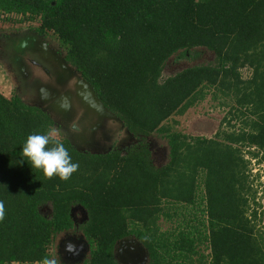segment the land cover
Returning a JSON list of instances; mask_svg holds the SVG:
<instances>
[{"label":"trees","instance_id":"obj_1","mask_svg":"<svg viewBox=\"0 0 264 264\" xmlns=\"http://www.w3.org/2000/svg\"><path fill=\"white\" fill-rule=\"evenodd\" d=\"M4 22L56 41L142 140L126 154L79 153L48 115L0 92V264L53 258L76 205L88 213L90 264H118L115 245L132 236L149 264H264V208L250 169L264 164V0H0ZM199 50L214 61L163 76L170 58ZM209 96L229 108L214 138L168 124ZM45 132L79 164L67 181L20 163L25 138ZM156 133L170 150L161 168L144 142ZM46 205L51 219L40 213Z\"/></svg>","mask_w":264,"mask_h":264},{"label":"water","instance_id":"obj_2","mask_svg":"<svg viewBox=\"0 0 264 264\" xmlns=\"http://www.w3.org/2000/svg\"><path fill=\"white\" fill-rule=\"evenodd\" d=\"M9 49L7 48L5 60L8 68H10L14 81L19 84L16 90V96L27 106L37 108L50 117L55 125L66 126L75 120L79 111H83L78 126H73L74 133H67V140L72 147L79 153L91 154L95 156L106 155L111 150L107 143L111 141L109 137V129L106 127L107 122H113L124 130L129 140L139 142L127 128L124 127L122 121L109 109L105 107L97 96L92 86L83 78L82 74L73 69L66 61L65 52L60 55L52 44L43 37L35 35H25L22 38L14 40ZM29 53L37 59L35 64L48 66L54 74L61 68L62 72H67V81L64 84L75 80L74 89L69 92L58 90L62 88L63 82H59L58 86H52L45 83L29 81L30 73L21 56ZM21 90V91H20ZM32 92L34 99H23L25 92ZM63 103L67 107H61ZM81 125V127H80ZM151 159L154 153L149 150ZM170 156V150L168 158ZM169 163V159L164 165H156L161 168ZM50 211L52 207L48 205ZM47 208V207H46ZM42 214V213H41ZM43 215V214H42ZM114 257L118 264H149L150 256L148 250L135 237L125 238L117 242L114 248Z\"/></svg>","mask_w":264,"mask_h":264},{"label":"flooded vegetation","instance_id":"obj_3","mask_svg":"<svg viewBox=\"0 0 264 264\" xmlns=\"http://www.w3.org/2000/svg\"><path fill=\"white\" fill-rule=\"evenodd\" d=\"M35 34L43 37L44 40L48 42V45L52 44L57 53L63 55L62 53L64 52L59 48V46H55L51 38L40 35L33 29L22 28L19 30L17 28H14L11 23H0V70L4 72L6 78L12 83L14 92H16L19 84L14 81V76L10 68H8L7 66V62L5 60V57L7 56L5 55L6 50L11 46L9 44H13L15 38L17 40L24 37L25 35ZM21 57L28 68V72L30 73L31 78L29 79V81L31 83H35L38 81L40 83H45L56 87L58 86L59 82H63L64 80L67 81L69 75L67 76L66 71L62 72L61 68L54 74V71L52 72V70L48 66H40L38 64L34 65L33 63H36L35 61H37V59L29 55V53ZM191 57L194 58L195 55H187V57L183 59H180L177 55L170 58L163 70V76L167 78L175 76L176 74L181 73L189 67H192L186 66V62L189 61L188 59H193ZM173 63L175 64L174 69L172 65ZM199 64L202 63H195L193 66ZM72 68L75 69L74 67ZM170 70L178 71L172 72ZM75 84V80H71L68 84H64L63 82L62 88L57 89L60 91L63 90L64 92H69L74 89ZM23 99L33 100L34 96L32 92L27 91L23 95ZM82 113L83 111H79L75 120H73L71 123H67L65 127H63L62 125H55L56 130H58L67 139L68 132L74 133L73 126L79 127L78 121L80 120ZM105 126L109 129V137L111 136V141L107 143V146L111 148L109 153L120 151L123 152V154H126L142 140V138H139V142H131L129 140V136L126 135L125 131L121 130L120 126L113 122H107ZM144 142H147V138L146 140H144ZM43 209H47L46 212H43ZM40 213H42L49 219L52 218V211H50V208L47 205L43 206V208L40 209ZM70 219L71 226L68 229L56 234L54 237L50 250L52 257L57 260V264H90L92 258V244L84 232V228L88 221V213L82 206L76 205L71 207L70 209ZM68 241H72L77 245V250L75 253H68L64 251V245Z\"/></svg>","mask_w":264,"mask_h":264},{"label":"rangeland","instance_id":"obj_4","mask_svg":"<svg viewBox=\"0 0 264 264\" xmlns=\"http://www.w3.org/2000/svg\"><path fill=\"white\" fill-rule=\"evenodd\" d=\"M52 42L55 46H59L56 41L52 40ZM198 52L200 53H196L197 55L192 53L195 57H191L193 59H188L189 61L186 62V66H193L195 63L213 62L214 55L212 53L204 50H199ZM172 65L174 69L175 64L173 63ZM0 92L7 98H10L13 95V85L10 80L6 78L2 70H0ZM228 111L229 108L221 107L219 102L213 101L209 96L205 101L190 109L185 115L172 118L168 124L170 123L173 126L174 131H177L178 133L192 137L212 139L221 128V123L228 114ZM223 128L227 127L224 126ZM145 143L149 150H152L154 153V158L152 160L153 164L160 166L167 163L169 159V147L167 141L162 135L157 133L153 134L147 138V142ZM246 159L249 160V157L246 156ZM250 169L252 179L255 181V189L257 190L258 198L261 199L264 208V164L257 165L256 161H251ZM42 208L43 207H41V209ZM46 210L47 209H43V212H46ZM161 227L166 231L170 228V224L164 221L161 223Z\"/></svg>","mask_w":264,"mask_h":264},{"label":"clouds","instance_id":"obj_5","mask_svg":"<svg viewBox=\"0 0 264 264\" xmlns=\"http://www.w3.org/2000/svg\"><path fill=\"white\" fill-rule=\"evenodd\" d=\"M61 107L66 108L67 104L63 103ZM51 133H32L29 134L20 149V163H27L30 168H35L42 172L47 178L56 176L62 181L70 179L72 174L77 171L79 164L72 162L68 149L63 143L53 141ZM23 158H26L23 159ZM4 218V204L0 202V220ZM77 245L68 241L64 245V251L75 253ZM41 264H57L55 258L44 257Z\"/></svg>","mask_w":264,"mask_h":264}]
</instances>
